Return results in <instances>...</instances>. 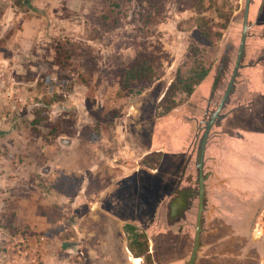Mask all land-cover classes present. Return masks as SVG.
Returning <instances> with one entry per match:
<instances>
[{
  "label": "rangeland",
  "instance_id": "1",
  "mask_svg": "<svg viewBox=\"0 0 264 264\" xmlns=\"http://www.w3.org/2000/svg\"><path fill=\"white\" fill-rule=\"evenodd\" d=\"M34 1L12 0L16 13L27 14L25 22L42 17V12L33 10ZM246 4L247 0H98L89 15L98 64L105 63L103 54L108 56L112 77L121 84V98L138 96L144 86L139 81L132 83L131 91L122 86L124 71L139 53L152 58L158 81L162 80L151 89L153 84L145 85L146 92L135 101L141 113L132 119L131 130L143 139L145 148H160L162 153L144 160L147 167H160L154 176L143 172L145 183L134 187L139 206L130 220L136 223L124 224L146 234L154 264H189L191 260L199 215V151L206 123L234 72ZM11 5L10 0H0V22ZM190 47L199 50L210 73L183 105L158 117L159 103L177 72L187 77L192 70ZM263 70L264 0H251L236 85L222 119L211 129L205 153L196 255L221 256L202 264H264V113L256 115L247 107L255 97L252 91H264ZM131 189L124 193L131 196ZM185 190L192 196L173 219L176 211L171 204ZM125 211L122 218L129 216ZM86 215L76 218L81 235L73 229L63 233L55 229V233L61 231L1 236L0 264H137L135 259L145 264L129 251L118 220ZM240 254L248 257L247 262L236 257Z\"/></svg>",
  "mask_w": 264,
  "mask_h": 264
},
{
  "label": "crops",
  "instance_id": "2",
  "mask_svg": "<svg viewBox=\"0 0 264 264\" xmlns=\"http://www.w3.org/2000/svg\"><path fill=\"white\" fill-rule=\"evenodd\" d=\"M10 3L0 22V70L18 98L0 99V237L70 229L81 235L79 214L118 220L123 232L125 223H136L134 187L145 183L143 172L154 176L160 167L144 160L162 149L145 148L130 127L141 113L136 98L146 91L121 98L108 56L98 64L88 22L98 0H35L42 17L34 22ZM252 94L247 107L261 115L264 91ZM181 193L183 210L192 193Z\"/></svg>",
  "mask_w": 264,
  "mask_h": 264
},
{
  "label": "trees",
  "instance_id": "3",
  "mask_svg": "<svg viewBox=\"0 0 264 264\" xmlns=\"http://www.w3.org/2000/svg\"><path fill=\"white\" fill-rule=\"evenodd\" d=\"M190 53L194 63L192 70L187 77H183L180 71L177 72L175 79L159 103L158 109L162 112L158 114V117H164L183 105L194 94L196 88L208 77L210 69L205 67L199 50L190 47ZM158 80L152 58L139 53L134 62L124 71L122 86L131 91L132 83L142 82L144 86L138 91V94L141 95L146 90L145 85H152ZM179 95H184V98H179ZM145 165L147 166L146 163ZM123 229L127 235L128 249L131 254L135 258H143L145 264H154L146 234L139 232L136 227L129 224L125 225Z\"/></svg>",
  "mask_w": 264,
  "mask_h": 264
},
{
  "label": "water",
  "instance_id": "4",
  "mask_svg": "<svg viewBox=\"0 0 264 264\" xmlns=\"http://www.w3.org/2000/svg\"><path fill=\"white\" fill-rule=\"evenodd\" d=\"M250 3L251 0H247L246 4V9H245V15H244V24H243V33H242V40L240 44V48L238 51L237 55V60H236V65L234 68V72L232 75V78L230 80V83L227 87V90L217 107V110L212 114L208 122L206 123L205 127V132L203 135V139L201 142V147L199 151V156H198V172H199V215H198V222H197V229H196V238H195V245H194V250H193V255L191 257V260L189 264H194L195 259L197 257V250H198V245H199V238H200V233H201V217H202V212H203V201H204V195H205V177H204V166H205V153H206V148H207V143L209 139V135L211 132V129L215 125V123L219 120L222 119L221 113L223 109L225 108L234 88H235V83L236 79L241 67L242 59L244 58V53H245V47H246V40L248 36V17H249V10H250ZM183 197H180L179 199L174 200V202L171 204L172 210H177V208L180 210L182 209L183 206Z\"/></svg>",
  "mask_w": 264,
  "mask_h": 264
},
{
  "label": "built area",
  "instance_id": "5",
  "mask_svg": "<svg viewBox=\"0 0 264 264\" xmlns=\"http://www.w3.org/2000/svg\"><path fill=\"white\" fill-rule=\"evenodd\" d=\"M3 98L7 101H13L18 98V90L10 86L5 73L0 70V99Z\"/></svg>",
  "mask_w": 264,
  "mask_h": 264
},
{
  "label": "flooded vegetation",
  "instance_id": "6",
  "mask_svg": "<svg viewBox=\"0 0 264 264\" xmlns=\"http://www.w3.org/2000/svg\"><path fill=\"white\" fill-rule=\"evenodd\" d=\"M200 203V202H199ZM240 246V248L239 249H242L243 247H242V245L240 244L239 245ZM242 251V250H241ZM192 255H193V250H192ZM241 256H238V255H236V257L238 258V259H240V260H242L243 261V259L247 262V259H248V257H245V258H242V254H240ZM220 256H221V253L220 254H218V255H211V254H207L204 258H197L196 257V259H195V262H194V264H202V262H205V261H209V260H212V261H214V262H216V259L217 258H220ZM224 256H228V255H224Z\"/></svg>",
  "mask_w": 264,
  "mask_h": 264
},
{
  "label": "bare ground",
  "instance_id": "7",
  "mask_svg": "<svg viewBox=\"0 0 264 264\" xmlns=\"http://www.w3.org/2000/svg\"><path fill=\"white\" fill-rule=\"evenodd\" d=\"M135 262H136L137 264H141L140 259H135Z\"/></svg>",
  "mask_w": 264,
  "mask_h": 264
}]
</instances>
